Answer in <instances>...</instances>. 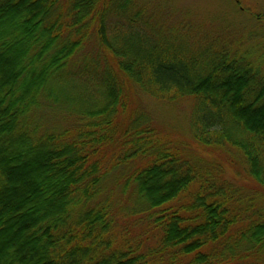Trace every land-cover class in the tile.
Segmentation results:
<instances>
[{
	"label": "trees",
	"instance_id": "1",
	"mask_svg": "<svg viewBox=\"0 0 264 264\" xmlns=\"http://www.w3.org/2000/svg\"><path fill=\"white\" fill-rule=\"evenodd\" d=\"M250 13L251 43H222L147 0H0V264H264ZM132 90L192 99L197 144L238 152L261 190L165 137Z\"/></svg>",
	"mask_w": 264,
	"mask_h": 264
},
{
	"label": "rangeland",
	"instance_id": "2",
	"mask_svg": "<svg viewBox=\"0 0 264 264\" xmlns=\"http://www.w3.org/2000/svg\"><path fill=\"white\" fill-rule=\"evenodd\" d=\"M171 13L172 19L192 17L202 29L218 34L224 43L235 39L249 40L250 29L257 23L250 10L264 13V0H147ZM183 15V16H182ZM249 43L251 41L249 40ZM131 102L134 106L146 109L153 117L154 123L165 136L179 144H185L188 152H196L217 159L223 166L225 178L234 185L242 187L245 192L261 190L245 173L244 159L238 152L230 149L206 151L200 147L191 134L190 116L193 100L180 99L174 103H164L150 96L132 90ZM245 168V169H244ZM264 201V199H262ZM140 231L132 228V233Z\"/></svg>",
	"mask_w": 264,
	"mask_h": 264
}]
</instances>
